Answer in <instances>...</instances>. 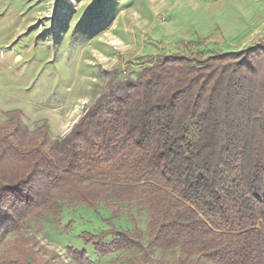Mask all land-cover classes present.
I'll use <instances>...</instances> for the list:
<instances>
[{
	"label": "trees",
	"instance_id": "trees-1",
	"mask_svg": "<svg viewBox=\"0 0 264 264\" xmlns=\"http://www.w3.org/2000/svg\"><path fill=\"white\" fill-rule=\"evenodd\" d=\"M102 76L61 137L0 112V264H64L26 229L60 227L66 206L110 212L109 231L80 240L113 264H264V45ZM123 213L133 230L113 226Z\"/></svg>",
	"mask_w": 264,
	"mask_h": 264
},
{
	"label": "rangeland",
	"instance_id": "rangeland-1",
	"mask_svg": "<svg viewBox=\"0 0 264 264\" xmlns=\"http://www.w3.org/2000/svg\"><path fill=\"white\" fill-rule=\"evenodd\" d=\"M255 45H264V0H0V112L20 110L28 128L46 121L52 138L61 137L96 97L105 72L132 76L160 54ZM134 218L144 229L145 215ZM109 219L103 207L94 214L66 206L60 227L47 218L40 231L31 224L26 232L64 264L68 248L93 264H113L117 254L102 259L80 240L109 231ZM112 224L133 230L126 213Z\"/></svg>",
	"mask_w": 264,
	"mask_h": 264
}]
</instances>
